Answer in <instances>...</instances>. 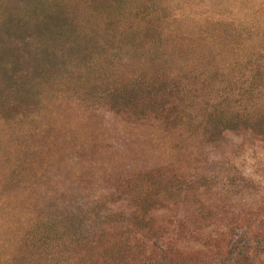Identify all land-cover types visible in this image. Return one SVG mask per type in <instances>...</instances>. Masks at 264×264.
Segmentation results:
<instances>
[{
	"label": "rangeland",
	"instance_id": "1",
	"mask_svg": "<svg viewBox=\"0 0 264 264\" xmlns=\"http://www.w3.org/2000/svg\"><path fill=\"white\" fill-rule=\"evenodd\" d=\"M249 243L264 264V0H0V264Z\"/></svg>",
	"mask_w": 264,
	"mask_h": 264
},
{
	"label": "trees",
	"instance_id": "2",
	"mask_svg": "<svg viewBox=\"0 0 264 264\" xmlns=\"http://www.w3.org/2000/svg\"><path fill=\"white\" fill-rule=\"evenodd\" d=\"M257 74H260V72H257ZM250 89L251 90L249 92H251V95H253L256 89L253 86H251ZM46 225L41 226L39 229V235H38L39 241H44L43 245L40 244L41 248L44 246L46 242L49 243L50 245H52L51 241L52 242L54 241L56 242L65 241L66 242L67 234L65 232L64 226H62L58 222H53V221L50 222V227L46 228ZM52 247L53 249L57 250L56 245ZM240 247H241V250L239 251V253L235 255L236 256L235 260H231L232 264H244L245 261H248L250 259V252L253 248L252 245L249 243V244L241 245ZM49 255H50L49 257L55 258L54 252H51Z\"/></svg>",
	"mask_w": 264,
	"mask_h": 264
}]
</instances>
